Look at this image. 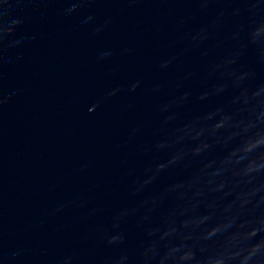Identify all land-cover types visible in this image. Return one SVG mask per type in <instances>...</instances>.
<instances>
[{
  "label": "water",
  "instance_id": "1",
  "mask_svg": "<svg viewBox=\"0 0 264 264\" xmlns=\"http://www.w3.org/2000/svg\"><path fill=\"white\" fill-rule=\"evenodd\" d=\"M0 264H264V0H0Z\"/></svg>",
  "mask_w": 264,
  "mask_h": 264
}]
</instances>
